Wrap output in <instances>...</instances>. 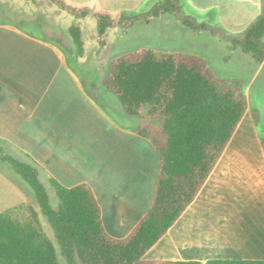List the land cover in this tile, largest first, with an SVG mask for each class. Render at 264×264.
<instances>
[{"label":"crops","instance_id":"1","mask_svg":"<svg viewBox=\"0 0 264 264\" xmlns=\"http://www.w3.org/2000/svg\"><path fill=\"white\" fill-rule=\"evenodd\" d=\"M33 1L38 7L44 5L41 0ZM67 1L109 12L143 11L154 2ZM3 3L0 2V138L37 162L42 168V180L52 177L66 187L88 184L100 206L107 234L126 237L154 200L161 169L154 145L135 131L139 118L127 115L120 102L97 100L86 90L58 47L59 39L54 41L50 33L39 35L23 29L20 24L27 22L24 16L2 17L8 9ZM182 3L187 13L198 17L214 9V18L220 24H225L221 10L229 7L244 10L249 24L260 14V0ZM262 140L248 103L194 199L143 259L198 264L264 260ZM17 187L20 194L23 189ZM23 192L27 202L28 195Z\"/></svg>","mask_w":264,"mask_h":264},{"label":"trees","instance_id":"2","mask_svg":"<svg viewBox=\"0 0 264 264\" xmlns=\"http://www.w3.org/2000/svg\"><path fill=\"white\" fill-rule=\"evenodd\" d=\"M76 19L93 15L98 34L113 27H129L163 14L185 28L238 45L262 64L264 71V0L259 16L241 33L187 13L181 0H156L143 11L109 12L67 0H49ZM72 42L82 50L78 23L69 27ZM104 86L117 97L125 113L139 118L135 131L151 140L161 169L155 196L147 213L124 238L107 234L98 201L86 183L66 187L54 178L53 204L42 168L28 154L19 159L7 152L0 138V161L11 169L12 180L28 187L51 225L67 264H198L145 260L144 253L166 232L191 203L207 179L248 107L239 79L214 75L197 54L161 53L136 49L109 63ZM255 123L258 113L251 108ZM264 145V139L262 140ZM17 151V150H15ZM0 264H60L54 243L42 230L36 212L20 220L0 212ZM210 264H264L258 261H212Z\"/></svg>","mask_w":264,"mask_h":264},{"label":"rangeland","instance_id":"3","mask_svg":"<svg viewBox=\"0 0 264 264\" xmlns=\"http://www.w3.org/2000/svg\"><path fill=\"white\" fill-rule=\"evenodd\" d=\"M41 1L44 5L38 7L33 0H0L8 8L7 13L2 14V17L18 19L17 16H24L27 22L20 24L23 29L39 35L50 33L54 41H57L56 38L59 39L58 47L63 52L65 60L80 77L86 90L95 95L97 100L119 102L116 96L106 90L103 80L109 63L121 55L142 48L150 49L158 54L169 52L197 54L206 59L216 77L226 81L234 78L242 82L243 94L247 97L251 108L257 110L258 129L264 139L263 67L238 45L221 40L209 32L187 29L174 16L167 13L159 18H152L149 23L139 21L129 27H113L107 29L104 35H99L97 21L93 15L89 14L76 19L74 15L60 9L49 0ZM146 7L143 6V9ZM214 13L213 9L204 15L200 14L201 17L193 15L209 23H219L214 18ZM221 13L225 22L221 25L232 33H241L251 24L246 23V12L236 6L221 10ZM73 23H78L80 26L82 50L72 42L69 27ZM1 143L7 152L19 159H24L21 153L15 151L6 142ZM10 174L11 169L0 161V212L20 203V206L10 210L13 217L24 221L30 216L31 210L36 212L42 230L57 249L60 264H67L60 254L51 225L42 214L28 187H23V191L28 195L27 202H24L27 197L22 190L18 194V185L12 180ZM43 181L52 203L56 204L52 187L46 179Z\"/></svg>","mask_w":264,"mask_h":264}]
</instances>
